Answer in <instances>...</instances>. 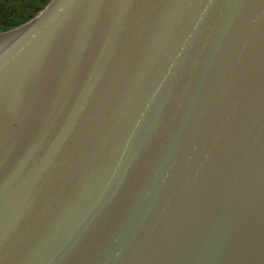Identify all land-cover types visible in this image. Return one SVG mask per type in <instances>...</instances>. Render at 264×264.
<instances>
[{
    "label": "water",
    "instance_id": "95a60500",
    "mask_svg": "<svg viewBox=\"0 0 264 264\" xmlns=\"http://www.w3.org/2000/svg\"><path fill=\"white\" fill-rule=\"evenodd\" d=\"M0 264H264V0L0 32Z\"/></svg>",
    "mask_w": 264,
    "mask_h": 264
},
{
    "label": "trees",
    "instance_id": "16d2710c",
    "mask_svg": "<svg viewBox=\"0 0 264 264\" xmlns=\"http://www.w3.org/2000/svg\"><path fill=\"white\" fill-rule=\"evenodd\" d=\"M50 0H0V32L36 15Z\"/></svg>",
    "mask_w": 264,
    "mask_h": 264
}]
</instances>
